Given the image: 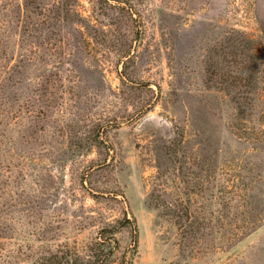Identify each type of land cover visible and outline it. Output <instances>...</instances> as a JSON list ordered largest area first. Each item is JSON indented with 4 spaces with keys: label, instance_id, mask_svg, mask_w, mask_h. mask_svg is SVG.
Segmentation results:
<instances>
[{
    "label": "rangeland",
    "instance_id": "1",
    "mask_svg": "<svg viewBox=\"0 0 264 264\" xmlns=\"http://www.w3.org/2000/svg\"><path fill=\"white\" fill-rule=\"evenodd\" d=\"M0 264H264V0H0Z\"/></svg>",
    "mask_w": 264,
    "mask_h": 264
}]
</instances>
